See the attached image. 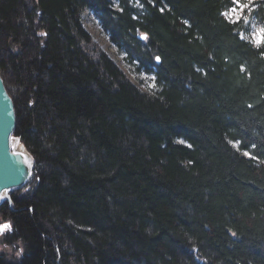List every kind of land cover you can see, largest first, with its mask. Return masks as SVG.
<instances>
[{
	"label": "trees",
	"instance_id": "16d2710c",
	"mask_svg": "<svg viewBox=\"0 0 264 264\" xmlns=\"http://www.w3.org/2000/svg\"><path fill=\"white\" fill-rule=\"evenodd\" d=\"M136 1L0 0L36 158L0 206V264H264V47L221 15L231 0ZM88 9L155 89L92 47Z\"/></svg>",
	"mask_w": 264,
	"mask_h": 264
},
{
	"label": "water",
	"instance_id": "95a60500",
	"mask_svg": "<svg viewBox=\"0 0 264 264\" xmlns=\"http://www.w3.org/2000/svg\"><path fill=\"white\" fill-rule=\"evenodd\" d=\"M16 128L15 101L0 72V195L6 193L11 207L14 206L11 191L29 183L36 165L34 155L15 136ZM4 201L0 200V206Z\"/></svg>",
	"mask_w": 264,
	"mask_h": 264
},
{
	"label": "rangeland",
	"instance_id": "374dc122",
	"mask_svg": "<svg viewBox=\"0 0 264 264\" xmlns=\"http://www.w3.org/2000/svg\"><path fill=\"white\" fill-rule=\"evenodd\" d=\"M115 7H119L118 0H112ZM253 9L247 12L248 17L247 23H239V33L243 34L245 39L253 42L252 33L256 28L264 26V0H252ZM136 5L139 10H143V7L139 2L136 1ZM232 7V0L229 6L224 10ZM81 19L83 26L89 32L92 37V47L97 48V50L106 53L112 60H114L124 71L128 73L131 79L136 82L140 88L144 90H153L156 87L155 75L153 73H148L144 68L139 67L135 57L129 58L125 51H122L118 46L111 40L110 34L104 30L100 19L92 10H85L81 14ZM154 78V79H153ZM155 85V86H153ZM180 142L187 143L183 139H179ZM12 195V194H11ZM9 222L0 217V223ZM12 225V224H11ZM7 233V232H6ZM0 235V250L6 251L9 254L14 253L13 247H10L5 242V234ZM61 264V263H60Z\"/></svg>",
	"mask_w": 264,
	"mask_h": 264
},
{
	"label": "snow or ice",
	"instance_id": "6c2138e0",
	"mask_svg": "<svg viewBox=\"0 0 264 264\" xmlns=\"http://www.w3.org/2000/svg\"><path fill=\"white\" fill-rule=\"evenodd\" d=\"M252 9H253L252 0H232V7L227 9L223 13H221V15H223L225 19L233 25H236L242 22L247 23L248 17L246 13L252 11ZM161 11H163V9H161ZM185 23H187V21H185ZM252 36H253L254 44L256 47H264V26H260L256 28L255 31L252 33ZM141 39H145V40L148 39L147 34H141ZM241 39H245L243 34H241ZM261 54L264 55V53H261ZM155 59L157 61H160L161 58L157 56ZM241 70L242 71L244 70L243 66ZM238 145H239V141H237L234 144V146H238ZM253 147L255 146L253 145ZM244 155L251 156L249 152H245ZM7 199L8 197L6 193L3 195H0V200H7ZM11 230H12L11 223H8V222L0 223V235L6 232H10Z\"/></svg>",
	"mask_w": 264,
	"mask_h": 264
},
{
	"label": "bare ground",
	"instance_id": "6f19581e",
	"mask_svg": "<svg viewBox=\"0 0 264 264\" xmlns=\"http://www.w3.org/2000/svg\"><path fill=\"white\" fill-rule=\"evenodd\" d=\"M29 182H30V181H29ZM27 184H28V183H27ZM27 184H26V185H27ZM26 185H25V186H26ZM23 187H24V186H23Z\"/></svg>",
	"mask_w": 264,
	"mask_h": 264
},
{
	"label": "flooded vegetation",
	"instance_id": "af4514ba",
	"mask_svg": "<svg viewBox=\"0 0 264 264\" xmlns=\"http://www.w3.org/2000/svg\"><path fill=\"white\" fill-rule=\"evenodd\" d=\"M3 223H5V222H3ZM9 223V222H8Z\"/></svg>",
	"mask_w": 264,
	"mask_h": 264
}]
</instances>
